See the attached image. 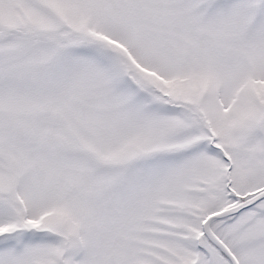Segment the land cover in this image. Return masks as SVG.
Masks as SVG:
<instances>
[{
    "label": "snow or ice",
    "instance_id": "6c2138e0",
    "mask_svg": "<svg viewBox=\"0 0 264 264\" xmlns=\"http://www.w3.org/2000/svg\"><path fill=\"white\" fill-rule=\"evenodd\" d=\"M0 264H264V0H0Z\"/></svg>",
    "mask_w": 264,
    "mask_h": 264
}]
</instances>
